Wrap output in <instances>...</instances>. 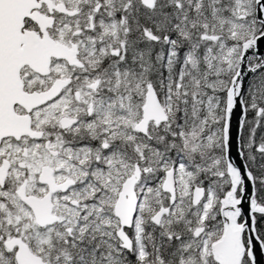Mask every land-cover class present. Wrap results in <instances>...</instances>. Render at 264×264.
<instances>
[{
	"label": "snow or ice",
	"instance_id": "snow-or-ice-1",
	"mask_svg": "<svg viewBox=\"0 0 264 264\" xmlns=\"http://www.w3.org/2000/svg\"><path fill=\"white\" fill-rule=\"evenodd\" d=\"M0 264H264V0H0Z\"/></svg>",
	"mask_w": 264,
	"mask_h": 264
}]
</instances>
